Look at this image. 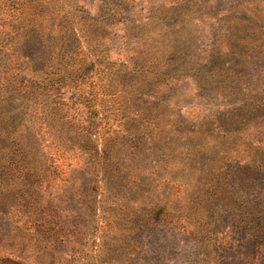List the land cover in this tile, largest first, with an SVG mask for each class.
Segmentation results:
<instances>
[{"label": "rangeland", "instance_id": "374dc122", "mask_svg": "<svg viewBox=\"0 0 264 264\" xmlns=\"http://www.w3.org/2000/svg\"><path fill=\"white\" fill-rule=\"evenodd\" d=\"M42 1L0 0V258L264 264V0ZM42 6L97 34L104 63L64 110L73 128L96 119L98 136L64 134L57 115L31 124L42 104L9 86L43 77L26 57L8 61ZM96 148L95 178L115 176L86 189Z\"/></svg>", "mask_w": 264, "mask_h": 264}, {"label": "trees", "instance_id": "16d2710c", "mask_svg": "<svg viewBox=\"0 0 264 264\" xmlns=\"http://www.w3.org/2000/svg\"><path fill=\"white\" fill-rule=\"evenodd\" d=\"M45 1L46 0H43L42 3ZM31 8L33 11L29 13V15L36 16L39 20L34 23L35 27L33 26L31 28L30 26L32 30L31 35L21 33L19 37H15V40L12 42L14 46H11L8 61L9 63H14L17 58L26 57L29 67H34L35 71L44 70L42 72L43 77L38 79L32 78L33 76L24 77L16 74V76L9 81L11 90L14 94H17L19 98L23 97L29 99L37 106H39L38 104H42V110L35 107L30 112L28 120L31 124L36 121L39 113H41L39 115L41 116L40 118H46L48 122H53L55 115H57L60 117L57 118L60 127L61 125L66 126V129L65 126L63 128L64 134H67V132H75L76 134L89 133L90 135L93 134L98 136L99 123L96 119L89 116L86 119L87 124L84 125V129L82 127L80 129L73 128L70 124H66L67 121H65V119L69 120L71 118L67 114V109L64 110L65 107L68 108L71 105L74 99L73 89L75 88V82L86 75L93 74L96 66L104 63L102 58L95 53L97 51H102L99 49L100 44L93 42L97 36L95 30L90 26L87 27L83 23L80 24L78 21L70 18L69 16L72 15V11L70 13H61V11L57 9H49V6H42L38 10L37 7ZM80 41L86 45L88 52L85 56L76 58L74 54L77 53L76 49H78ZM112 48L115 47L112 46ZM35 49H39L40 52L35 53ZM107 63L112 64L114 61ZM5 65H8V63ZM140 68H143L142 64L140 66H134L133 69L140 70ZM59 106H62L61 110H56V112H54V108H59ZM50 114H52V116H50ZM59 140L61 142L60 138ZM49 145L50 144H46L45 147H49ZM18 151V148H10L6 154L7 158L5 157L4 160H6L7 166H13L15 170L21 172L20 168L16 167L19 161L22 162L19 158ZM101 151L105 158H110V146H108L106 142L103 143ZM91 155L87 164L92 170L86 171L88 174L85 180L86 189L89 188L90 184H97L98 179L107 183L108 177L115 176V174L110 175L105 171V174L95 178L97 174L94 165L95 163L98 164L97 148L94 154L92 153ZM43 156L42 154V157ZM96 184L94 187L97 186ZM46 250H48L47 246H44L43 249L39 247L37 251L39 252L38 256L42 257L41 255H43ZM0 264L23 263L17 256H10L1 257Z\"/></svg>", "mask_w": 264, "mask_h": 264}]
</instances>
